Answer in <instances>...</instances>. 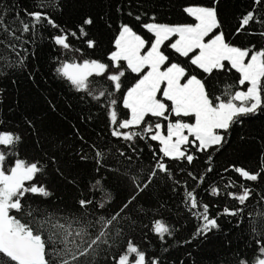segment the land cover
Masks as SVG:
<instances>
[{
    "label": "snow or ice",
    "instance_id": "obj_1",
    "mask_svg": "<svg viewBox=\"0 0 264 264\" xmlns=\"http://www.w3.org/2000/svg\"><path fill=\"white\" fill-rule=\"evenodd\" d=\"M219 4L220 0H210L208 5L186 6L183 11L194 23L158 22L155 14L141 12L134 18L141 21L148 17L141 27L154 37L151 42L129 23L121 22L112 41L114 50L106 57L55 66L56 76L68 84L77 100L88 105L75 117L72 139L35 115L15 117L26 130L22 134L9 123L14 119L8 115L12 106L0 111V264H165L133 237L137 231L142 242L154 237L167 251L166 238H173L177 231L173 224L155 215L165 200L171 199L157 198L156 191L162 180L173 178L169 162L190 166L199 154H204L205 172L190 171L187 175L195 184L205 185L204 191L210 189V195L219 196L221 189L207 182L208 174L214 171L212 153L229 145L234 134L241 144L255 138L244 130L245 125L264 116V47L230 42L222 27ZM67 6L65 0H33L31 10L22 7L15 11L6 0H0V80L15 84L16 78L23 75L34 84L40 83L33 62L38 59L41 30L48 33L51 44L64 50L83 53V48L74 47L75 42L93 52L100 48L105 32L111 28L108 14L89 13L68 27L58 22ZM243 32L264 38V0H253L251 10L241 16L235 34ZM172 37L177 39L168 47L181 57H190V65L202 76L170 62L161 48ZM126 70L143 75L121 97H115L121 91ZM233 70L239 74L236 84L220 89L215 74ZM234 87L238 90L232 91ZM3 93L0 89V105L4 104ZM118 104L128 110V118H119ZM73 107L79 105L66 104L61 111ZM93 107L106 112L110 136L126 142L114 152L107 140L100 142L98 135L96 139L86 135ZM57 108V104L48 103V111L56 113ZM185 117L194 118V122L182 119ZM149 118H156V122ZM162 121L167 122L166 126ZM28 136L32 137L35 155L26 153L21 157V145L29 146ZM138 140L160 146L158 151L150 149L148 166L140 163L142 150L135 143ZM259 140L264 142V135ZM110 156L112 163L108 162ZM88 165L94 175L81 181L78 170ZM224 171L239 178L227 184L238 191L225 193L236 203L213 212L211 208L218 206L202 202L193 185L182 203L199 223L183 244L200 245L219 233L226 237L224 244L229 251L220 254L216 264H264V149L256 168L232 164ZM109 173L115 183L106 185ZM49 175L69 186L74 193L70 203L55 196L45 179ZM174 183L179 185L180 181ZM121 185L131 191L112 207L117 198L114 193ZM229 228L247 235L233 246L227 238ZM249 248L254 252L251 257L247 254Z\"/></svg>",
    "mask_w": 264,
    "mask_h": 264
},
{
    "label": "trees",
    "instance_id": "obj_2",
    "mask_svg": "<svg viewBox=\"0 0 264 264\" xmlns=\"http://www.w3.org/2000/svg\"><path fill=\"white\" fill-rule=\"evenodd\" d=\"M12 6L15 11H20L22 7H28L31 10L33 0H6ZM67 7L64 9L63 15L58 22L63 21L68 27H72L78 23L80 19L86 14H95L97 12H105L111 18V28L104 34L103 44L96 51H92L86 48L81 42H75V48H83V53H77L75 51H69L61 49L51 44L48 33L41 30V35L37 39L39 44L38 59L33 63L37 64V80L39 84H34L32 80L26 79L23 75L16 78V83L13 84L11 80H0V89L4 90V104L0 105V111L7 109L8 105H11V110L8 111V115L14 117L10 120V124H14L16 130L21 131L22 134H26L24 126L20 123L19 119L15 117H27L35 115L36 118L44 119L48 127L61 133L67 134L69 139H72L71 126L76 124V116L79 115L80 109L88 107L87 104L81 103L76 99V95L73 90L64 82L61 78L57 77L54 72V67L59 63L80 61L85 58H98L106 57V54L110 50H114L112 41L118 35L119 24L121 22L129 23L133 30L142 35L146 40L154 39V37L145 31L141 27L143 23L148 22V17H142L141 21L135 20V15L141 12H147L148 15L155 14L158 22L169 24H183L194 23V20L187 16L183 9L190 4H205L208 5L210 0H65ZM253 6V0H220L218 10L221 15L222 27L225 31L228 39L237 46L247 47L251 44H256L257 48L264 47V38L259 35H249L247 32L235 34L236 28L239 26V20L243 14L251 10ZM120 8L121 11H117ZM131 11L132 16H128L127 13ZM23 15V13H21ZM253 27L259 28L260 26L254 25ZM175 40V37L166 41L162 45L161 50L169 55L170 62L180 63L182 66L188 69L190 74H197L202 76L203 74L196 70L194 66L190 65V57H181L175 53L173 49L168 45ZM33 50H36V46L32 45ZM194 55V53L190 54ZM139 75H142L139 74ZM139 75L131 73L130 70H126V75L122 78V88L119 93H115V97H121L128 87L139 79ZM218 87L223 89L225 85H235L238 80L239 74L234 70L228 73H216ZM101 83L105 82L101 80ZM246 87V86H245ZM238 90L233 88L232 91ZM219 95L220 92L218 91ZM55 103L58 105L57 112L53 113L47 110L48 103ZM95 104L96 102H91ZM170 103V102H168ZM66 104L79 105V107H73L65 109ZM118 116L120 119L128 118V110L123 109L120 104L116 106ZM93 114L92 122L88 125V133L91 134L93 139L99 136L100 142L108 141L109 147L113 149L120 148L124 141H117L110 136V130L106 120V112L99 107H93L91 109ZM67 119H64V117ZM152 122H156V118H149ZM173 119H177L173 117ZM184 120L193 121L192 117L182 118ZM165 124L167 122H163ZM245 131L251 133L252 137L245 143L241 144L238 141V135L234 134L232 142L227 145L220 152H213V160L211 166L214 171L207 176V182L211 187H219L221 194L219 196L210 195L209 191H204L205 185L195 184L188 175V172L194 174H203L205 172V160L204 154H199V159L194 161L192 165H186L179 162H169L173 171V178L169 181L161 182L157 191V198L160 196L171 197L170 200L166 199L163 207L155 213L156 216H162L169 223L173 224L177 231L173 238L167 239V251H165V245L160 244L154 237L149 236L147 242L140 241V233L136 232L134 239L138 243L142 244V247L146 248L149 254H158L165 264H179L180 261H184V264H216L217 257L228 252L229 249L225 246L224 240L226 237L217 233L215 236H210L206 243L197 245L195 243L191 245L183 244V241L189 239L198 225V221L189 214L186 206L182 203V197H184L188 190L193 185L196 187L198 198L202 202H207L212 207L213 212L221 211L225 207H230L236 202L227 198L225 195L228 191H238L235 188H228V181L236 183L239 179L235 174L225 172L224 169L229 165L236 164L238 166H247L250 169H254L260 162L261 150L264 149V142L259 140L260 135H264V116L250 120L245 125ZM32 137L28 136L26 143L29 145L27 148L21 145L20 155L24 157L27 154L35 155L31 148ZM136 146L142 150V157L140 163L145 166L150 164V158L152 151L150 149L159 150V144L157 142H151L148 140L136 141ZM192 151V149H190ZM91 155V154H90ZM109 163L114 162L113 157L110 156ZM79 178L81 181H87L91 179L92 166L88 165L79 170ZM103 174V170H101ZM108 179L105 184L110 182L115 183L112 180V174L109 173ZM48 181L49 186L54 190L55 196L60 197L65 202H71V197L74 195L69 186L61 181L59 178L49 175L45 178ZM180 181L179 185H176L175 181ZM187 182V186H185ZM171 186V187H169ZM175 188V190H171ZM163 190V191H161ZM131 189L121 185L119 190L114 193L116 200L113 202L112 207H115L123 199L124 196L130 193ZM36 199V198H33ZM256 211L259 213L260 208L257 205ZM16 214V213H12ZM146 220H150L151 217H146ZM143 227V225H141ZM227 238L233 241V246L241 241L243 235L240 231L233 232L232 229H228ZM250 241H245V244H249ZM191 252V256L188 253ZM249 257L254 255L252 249H247Z\"/></svg>",
    "mask_w": 264,
    "mask_h": 264
},
{
    "label": "rangeland",
    "instance_id": "obj_3",
    "mask_svg": "<svg viewBox=\"0 0 264 264\" xmlns=\"http://www.w3.org/2000/svg\"><path fill=\"white\" fill-rule=\"evenodd\" d=\"M173 38V37H172ZM175 39H177V37H175ZM145 50H147V49H145ZM195 54V53H194ZM167 65H165V67H166ZM145 71H147V69H145ZM142 75H143V73H142ZM183 82V81H182ZM159 98V97H158ZM166 103H168L167 101H166ZM187 122H194V120L193 121H191V120H186Z\"/></svg>",
    "mask_w": 264,
    "mask_h": 264
}]
</instances>
